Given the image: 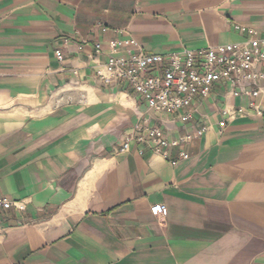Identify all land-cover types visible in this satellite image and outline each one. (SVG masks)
<instances>
[{"label": "crops", "instance_id": "obj_1", "mask_svg": "<svg viewBox=\"0 0 264 264\" xmlns=\"http://www.w3.org/2000/svg\"><path fill=\"white\" fill-rule=\"evenodd\" d=\"M235 23L264 38V0H0V196L26 203L0 214V264H264V115L251 98H228L247 114L221 126L216 85L169 133L206 124L202 137L167 156L120 151L135 124L160 121L96 77L110 40L196 51L245 40ZM258 101L264 111V89Z\"/></svg>", "mask_w": 264, "mask_h": 264}, {"label": "built area", "instance_id": "obj_2", "mask_svg": "<svg viewBox=\"0 0 264 264\" xmlns=\"http://www.w3.org/2000/svg\"><path fill=\"white\" fill-rule=\"evenodd\" d=\"M234 28L240 33H247L248 37L240 42L196 51L184 48L167 53H148L133 37L109 41L111 55L96 68V77L102 84L121 85L141 96L153 112L152 116H157L160 121V124L152 126L146 125L147 120L135 124L120 151H128L134 141L141 145L140 152L146 146L155 153L167 156L169 148L181 147L202 137L208 130L206 124L175 138L169 133L177 129V119L185 123L193 119L194 102L208 99L216 85L225 91L224 104L219 108L221 126L237 115L247 114L244 107L227 104L228 98L249 97L251 111L258 116L264 115L258 101L264 89V38L257 30L245 25L235 23ZM100 47L98 44L97 48ZM125 48L128 53L120 54ZM56 54L58 59H64L61 51ZM165 115L171 117L170 120H164L162 116ZM180 157L188 159L189 154L182 150ZM25 208L24 200L0 196V214L2 211H23ZM151 211L160 217L159 205L152 206Z\"/></svg>", "mask_w": 264, "mask_h": 264}]
</instances>
